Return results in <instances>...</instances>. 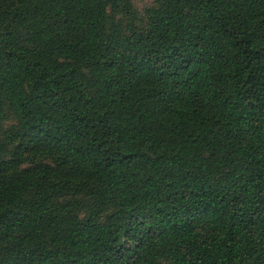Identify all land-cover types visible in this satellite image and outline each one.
Here are the masks:
<instances>
[{"label":"trees","instance_id":"16d2710c","mask_svg":"<svg viewBox=\"0 0 264 264\" xmlns=\"http://www.w3.org/2000/svg\"><path fill=\"white\" fill-rule=\"evenodd\" d=\"M151 2L0 0V264H264V0Z\"/></svg>","mask_w":264,"mask_h":264},{"label":"rangeland","instance_id":"374dc122","mask_svg":"<svg viewBox=\"0 0 264 264\" xmlns=\"http://www.w3.org/2000/svg\"><path fill=\"white\" fill-rule=\"evenodd\" d=\"M132 2H133V5H134L137 13L140 15H142L143 11L146 8H149L152 6L151 0H132Z\"/></svg>","mask_w":264,"mask_h":264}]
</instances>
